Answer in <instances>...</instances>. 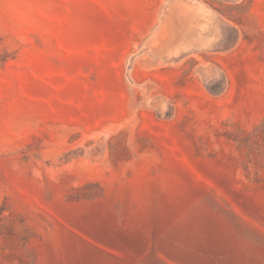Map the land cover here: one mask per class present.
Returning a JSON list of instances; mask_svg holds the SVG:
<instances>
[{
  "label": "rangeland",
  "instance_id": "1",
  "mask_svg": "<svg viewBox=\"0 0 264 264\" xmlns=\"http://www.w3.org/2000/svg\"><path fill=\"white\" fill-rule=\"evenodd\" d=\"M0 264H264V0H0Z\"/></svg>",
  "mask_w": 264,
  "mask_h": 264
}]
</instances>
